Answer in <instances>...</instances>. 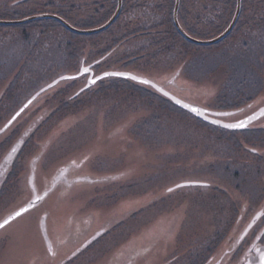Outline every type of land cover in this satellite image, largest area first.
I'll list each match as a JSON object with an SVG mask.
<instances>
[{
	"label": "rangeland",
	"instance_id": "obj_1",
	"mask_svg": "<svg viewBox=\"0 0 264 264\" xmlns=\"http://www.w3.org/2000/svg\"><path fill=\"white\" fill-rule=\"evenodd\" d=\"M112 1L0 0V20L46 12L60 14L77 28H96V19H85L98 8L111 11ZM161 1L123 0L111 30L88 35L74 34L49 18L0 24V92L14 82L0 106V126L40 86L95 60L103 63L100 70L114 68L148 77L190 103L209 109H243L223 118L226 121L264 106V0H242L238 25L229 37L212 45L190 43L174 33ZM183 3L184 29L204 40L221 32L237 7L236 0ZM118 5L119 0L113 14L104 18L110 19ZM43 24L55 28L42 34ZM112 45L107 55L105 48ZM103 83L102 89L78 98L83 83L70 84L64 98L52 102L58 106L57 113H50L49 105L43 110L52 115L41 136L51 138L38 166L41 189L49 185H43L44 178L49 180L71 159H84L83 174L110 177L107 182L76 184L74 191L68 187L71 191L65 196L52 197L45 206L50 210L48 221L60 217L57 222H63L64 231L73 216H91V231L109 220L110 225L123 222L122 229L71 264H171L164 262L173 256V263L189 264L196 255H207L215 248L217 257L224 254L230 245L227 237L238 239L264 211V116L252 123V129L260 131L225 134L170 105L151 87L153 92L130 83L110 84L109 78ZM46 164L51 166L43 178ZM186 181L207 184L167 191ZM31 196L26 173L17 189L11 183L1 193L0 220L7 204L14 208ZM67 203L76 205L68 214H59ZM41 208L0 229V264H61L80 246L78 242L59 245L55 258L45 255ZM263 223L261 216L254 230L259 231ZM152 229L145 235L144 230ZM136 251L139 255L127 263V256Z\"/></svg>",
	"mask_w": 264,
	"mask_h": 264
},
{
	"label": "flooded vegetation",
	"instance_id": "obj_2",
	"mask_svg": "<svg viewBox=\"0 0 264 264\" xmlns=\"http://www.w3.org/2000/svg\"><path fill=\"white\" fill-rule=\"evenodd\" d=\"M54 53V51H53ZM41 54H45L42 50ZM109 55V54H108ZM107 56V55H106ZM105 55L103 56V60H105ZM103 63L101 61H93L90 63L84 62L80 65V67L76 71H72L67 74H77L83 70L84 68H88L89 72L84 73L78 77V78H69L65 80H60L56 84H52L56 79L59 77L65 75V73L60 74L58 76H55L52 80L48 81L47 83L40 86L33 95H31L23 104L22 106L15 111L5 122L0 126V195L2 192L5 191V187L10 185L11 183L15 185L16 189L18 184L21 181L22 175L27 173V181L30 187V190L32 192L31 198L24 202L21 205H18L17 207L12 208L10 204H7V211L5 216L0 220L2 222L7 217H9L11 214L15 213L16 211L22 209L26 205H28L35 197V193H37V196H42L45 194L43 199L33 208L38 207L42 205V210L39 214V228L41 233V239L44 242V244L47 246L48 253L45 255L49 257H56V253L58 252L57 246L59 245H67L70 243H77L80 245L77 247L75 251H73L71 254H67L69 256H65L61 259V264H71L74 261V258L80 256L84 251V253L88 252L89 249L93 248V246H96L100 242L104 241L107 237L112 236L115 232L122 229V221L119 220L116 223H113V225H110L112 220H109V225L104 224L103 226L95 229L94 231H91L90 228L92 226V218L91 216H80L75 217L73 216L70 219V224L67 227H65L62 230V232L59 234L55 233L51 230V223L53 222L48 221L49 216V208H46L47 201L49 202L52 197H56L58 195L65 196L67 192H69L70 187L73 190L75 188V185L83 184V183H91V184H97L96 182H107L109 180V176L106 177H93L92 175H89L88 173L83 174L81 171V165L83 164L84 159L80 160H74L71 159L64 163L63 166H61L57 169L56 174H54L49 180L46 177L48 174L44 175V172H48V169L50 168L51 164H46L43 167V172L40 174L44 178V184L48 186L43 187L41 189L39 184V170L38 166L40 164V160L45 156L46 149L48 148V145L50 144V139H41V136L43 135L44 127L51 118V115L53 113H57L58 106L53 105L52 102L57 100L58 98H64V92L69 90V85L71 84L76 85L77 83H83L82 86L77 90L76 97L78 98L81 94L86 96L94 90L102 89L104 85V81L106 78H109L110 84H117V83H130L140 86H144L145 89H148L149 91H158L164 99H167L171 101L174 105L176 103L170 99L168 94H171L173 96H176L178 99L186 100L185 98H182L181 96L177 95L175 92L171 91L169 87L165 86L164 84L158 83L157 81L153 80V82L157 83V85L160 87H154L150 84H144L143 83H137L133 79L130 78H122L118 76H108L101 79H98L95 83H93L91 86H88V83L90 80H93L97 76L110 71H117L119 69H107V70H100L102 69ZM51 67V65H50ZM48 68V67H47ZM17 80V78L15 79ZM14 80V81H15ZM63 82H67V84L63 87H61V84ZM170 82L174 83V79L170 80ZM14 85L10 82L7 83V87L4 88L0 92V106L2 102L5 99L6 91L10 90V87ZM147 85L148 87H146ZM61 88H58V87ZM88 86V87H87ZM153 89H151V88ZM32 99V100H31ZM43 99V100H42ZM31 100V101H30ZM42 100V102H41ZM30 101V103L26 106V108L19 112L18 116L14 119V121L1 132V130L13 119V117L17 114V112L23 107V105L27 104V102ZM61 104L65 106L66 101L60 100ZM38 107H37V106ZM47 105L51 107V111L49 116L45 115V110ZM36 106L35 108H33ZM263 107V106H262ZM261 107V108H262ZM61 109V108H60ZM260 109V108H259ZM259 109H256L255 111L249 112L250 114H247L243 116L240 119H243L251 114L258 113ZM216 113L219 111H232V109L224 110V109H211ZM184 112H187L186 110H183ZM236 112L234 113H241L243 109H235ZM41 112V113H40ZM3 113V111L1 112ZM190 113V112H187ZM218 119L226 118L224 116H216ZM238 119V120H240ZM260 119V118H259ZM224 120V119H223ZM258 120V119H257ZM255 120L253 124L257 121ZM232 121V120H231ZM237 121V120H233ZM218 128H223L220 126L215 125ZM252 126V124H251ZM250 126V127H251ZM225 129V128H224ZM228 130V129H227ZM2 138V139H1ZM16 148V152H12V149ZM45 151V152H44ZM254 153H257L256 150H251ZM44 152L43 157H41V154ZM115 177L118 175H114ZM31 179L33 183L31 184ZM169 189H172V191H175L178 189L176 185L169 187L167 191L171 193L172 191H169ZM71 191V190H70ZM264 197V196H263ZM17 200V199H16ZM11 207V209H9ZM31 208V209H33ZM29 209V210H31ZM264 209V208H261ZM28 210V211H29ZM263 211V210H262ZM264 212V211H263ZM26 212L22 213L20 216H17L13 220H11L6 226L13 223L15 220L20 218L22 215H24ZM130 219L133 218V214L130 215ZM135 218V217H134ZM115 219V218H114ZM256 226V225H255ZM253 227L250 232L247 234V236L240 240L241 236L237 239V237H227V240H229V246L227 247L224 254H221L217 257L218 252L215 248L213 251L209 252L207 255H196L193 259H190L189 264H259V255L260 252L264 251V238H261V233H264V223L259 231L254 230L256 227ZM3 227V228H5ZM2 229V228H0ZM256 231V232H255ZM241 231H239L240 233ZM243 232V231H242ZM241 232V233H242ZM255 232V236H253V233ZM52 233V235H51ZM63 233V234H62ZM238 233V235H239ZM62 235V236H61ZM241 235V234H240ZM61 236V237H58ZM237 236V235H236ZM255 245V247H253ZM259 249V251H257ZM45 251V250H44ZM139 255L138 251L135 252V254H130L127 256V263H131V261L135 260V256ZM46 257V256H45ZM175 256L172 258H165L164 263H171V264H185L182 262L179 263H173ZM66 260V261H65ZM116 262L110 261L106 264H115Z\"/></svg>",
	"mask_w": 264,
	"mask_h": 264
},
{
	"label": "water",
	"instance_id": "obj_3",
	"mask_svg": "<svg viewBox=\"0 0 264 264\" xmlns=\"http://www.w3.org/2000/svg\"><path fill=\"white\" fill-rule=\"evenodd\" d=\"M180 4H181V0H176L175 7H174V22H175V25H176L177 29L179 30V32L188 41H190L192 43H196V44H202V45H212V44H217V43L223 41L232 32V30L236 26L237 21L239 20V17H240V14H241V10H242V0H238L237 1V7H236V11H235L234 17H233L231 23L229 24V26L221 34H219L218 36L204 40V39H199V38H196V37L192 36L181 25V23L179 21V17H178L179 16ZM122 6H123V0H119V5H118V8H117L116 12L114 13V15L105 24H103V25H101L99 27H96V28H92V29H80V28H77V27L73 26L72 24H70L63 17H61V16H59L57 14H51V13L36 14V15L28 16V17H25L23 19H18V20H0V24H21V23H26L28 21H32V20H36V19H40V18H53V19H56L59 22H61L66 28H68L69 30H71L73 32H76V33H79V34H87L88 35V34H94V33H98V32H101V31H104V30L108 29L116 21L117 17L119 16V14H120V12L122 10ZM111 73H122L123 75H110ZM82 74H83V70L79 74H77L76 76H80ZM107 76H121V77H126V78L136 77V79H134L136 81H139L140 82L141 80H148L150 82L149 84L153 85L154 87H159L157 85V83L153 82L151 79H149L147 77L138 76V75L133 74L131 72H125V71H110V72H105V73L97 76L93 80H95V82H96L98 79H101V78H104V77H107ZM62 77H60L59 79H57L56 81H54L52 84H56V83H58L62 79L71 78L73 76L72 75H64ZM93 80H90L89 81L88 86H91L93 84ZM168 96H170L175 102H177L183 108L191 111L192 114H194L195 116H197L200 119H202L204 121H207L209 123H212L211 122L212 120H219L220 123L219 124H216V125H220V126L223 127L224 124L237 123V122H239L241 120H243V121L246 122V127L245 128H242V129H233V130H244V129H247V128L250 127V125H251L252 122H254L255 120H257V119H259L261 117H263V116L260 115V111H261V109H264V106L259 109V112L258 113L251 114L250 116H248V117H246L244 119H241L239 121L228 122V121H224L222 119H218L215 115H211V112H214V111H212V110H210L208 108H205V107H203L201 105H197V104L187 103V102L181 101V100L177 99L175 96H173L171 94H168ZM30 101H28L27 104H25L17 112V114L13 117V119L11 121H9V123L1 130V132L3 130H5L14 121V119L18 116L19 112L22 111V110H24L26 108V106L30 103ZM185 105H187L188 107H185ZM192 108H198L201 111L205 112V115L208 116V119H205L204 116L197 115L195 112H193L191 110ZM219 112H227V113L236 114V113H234V112H236L235 110H232V111H219ZM249 117H252V119L250 121L248 120ZM229 129H231V128H229ZM32 183H33V181L31 179V184ZM206 184H207L206 182L186 181V182L180 183L179 185L188 186V185H206ZM44 196H45V194L42 195V196H37V193H35L34 199L28 205H26L23 208H28V209L33 208V207H30V205H35L36 206L43 199ZM37 197H40V199L38 200ZM17 212H21V209L18 210V211H16L15 213L11 214L5 220H9V222H10L13 219H9V218L10 217H15L16 218L17 217L16 216V213ZM261 212H263V211L258 212V214L254 217V219L246 227V229L244 230V232L241 235L240 240H243L244 239V237L252 229V227L255 225V223L260 219V217H261L260 216V213ZM22 213H24V212H22ZM5 220H3L2 222H0V224H2Z\"/></svg>",
	"mask_w": 264,
	"mask_h": 264
},
{
	"label": "trees",
	"instance_id": "obj_4",
	"mask_svg": "<svg viewBox=\"0 0 264 264\" xmlns=\"http://www.w3.org/2000/svg\"><path fill=\"white\" fill-rule=\"evenodd\" d=\"M117 1L118 0H113L112 1V6H111V11H109L110 13L112 12V14H113V12H114V10L116 9V7H117ZM166 1V3L165 2H163V0L161 1V5L160 6H162V7H165L166 6V12H167V16L169 17V20H167L166 21V23L169 25V27H170V25H171V27L174 29H172L173 31H174V33H176L178 36H181L182 38H184L185 40H187L180 32H179V30L177 29V27H176V25H175V22H174V7H175V3H176V0H165ZM115 3H116V5H115ZM48 4H53L52 3V1H49V3ZM167 4H168V6H167ZM236 4H237V0H236ZM183 5H184V3H183V0H181V4H180V8H179V20H180V22H181V24H182V9H183ZM75 7V5H73V7L72 8H74ZM101 9V8H100ZM99 8L95 11V13H94V15L92 16V17H89V18H86L85 20L86 21H90V20H94V19H96L95 21V23L96 24H94L93 26H99V25H103V24H105L106 22H107V20L109 19H106L107 17H106V15L107 14H109V12L106 10L105 12H104V9H103V7H102V9L100 10ZM109 9V10H110ZM73 10H75V8L73 9ZM236 10V9H235ZM103 11V12H102ZM46 13V12H45ZM42 14V13H41ZM234 14H235V11H234V13H233V17H234ZM57 15H60V14H57ZM61 16V15H60ZM104 17H106V18H104ZM233 17L230 19V22L227 24V26L226 27H224V29L221 31V32H219L217 35H215V36H213V37H216V36H218L219 34H221L228 26H229V24L231 23V21H232V19H233ZM49 19H51L52 21H54L55 23H57V24H59V25H61V26H63L64 27V25H62V23L61 22H59L58 20H56V19H53V18H49ZM101 21V22H100ZM165 23V22H164ZM114 25V24H113ZM113 25H111L108 29H106V30H104V31H110L111 30V28L113 27ZM238 24H236V26H237ZM182 26H183V24H182ZM236 26L234 27V29L236 28ZM184 27V26H183ZM39 28H41L40 30H41V33L43 34H45L46 33V31L48 30V29H53V28H55L53 25H47V24H43V25H40L39 26ZM187 30V29H186ZM189 34H191L192 36H194L192 33H190L189 31H187ZM74 33V32H73ZM74 34H78V33H74ZM142 34H144V33H142ZM78 35H82V34H78ZM84 35H87V34H84ZM133 36H135V35H133ZM195 37V36H194ZM227 37H229V35L227 36ZM226 37V38H227ZM210 38H212V37H210ZM225 38V39H226ZM224 39V40H225ZM188 41V40H187ZM188 42H190V41H188ZM190 43H192V42H190ZM110 47V46H109ZM109 47H107V48H105V50H109V52H107V55L110 53V51H112V47H113V45L109 48ZM163 98V97H162ZM170 105H174L171 101H169V100H167V99H165ZM179 108V107H178ZM182 111H183V109H181ZM184 112V111H183ZM187 113V112H186ZM185 113V114H186ZM190 114V113H189ZM202 124H207V125H210V124H208V123H206V122H204V121H202V120H200V119H198ZM212 126V125H211ZM213 128L215 127V126H212ZM218 129H220V131H222L223 133H225V134H227V133H230V134H235V133H248L249 135L252 133V132H257V131H260L261 129L260 128H255V129H252V128H250V129H246V130H242V131H232V130H227V129H223V128H218ZM230 131V132H229ZM232 131V132H231Z\"/></svg>",
	"mask_w": 264,
	"mask_h": 264
},
{
	"label": "snow or ice",
	"instance_id": "obj_5",
	"mask_svg": "<svg viewBox=\"0 0 264 264\" xmlns=\"http://www.w3.org/2000/svg\"><path fill=\"white\" fill-rule=\"evenodd\" d=\"M84 73L89 72L88 68H84L83 69ZM110 75H123L122 73H111ZM63 78V77H62ZM131 79H136V77H131ZM143 84H149L150 82L148 80H141L140 81ZM93 83H95V80H93ZM185 107H188L187 105H185ZM193 112H195L197 115H201L204 116L205 119H208V116L205 115V112L201 111L198 108H192L191 109ZM211 115H215V116H224V117H228V116H233L235 114L233 113H227V112H217V113H211ZM260 115L264 116V109H261L260 111ZM252 119V117H249L248 120L250 121ZM214 124H219L220 121L219 120H212L211 121ZM223 127L225 128H231V129H242L246 127V122L241 120L237 123H228V124H224ZM17 149L13 148L12 152H16ZM182 187V185L177 184V188ZM169 191H172V189H169ZM37 199L39 200L40 197H37ZM35 205H30V207H34ZM29 209L28 208H23L21 209V212H17L16 216H20L22 212H27ZM260 216L264 217V212L260 213ZM15 217H10L9 219H14ZM9 223V220H5L2 224H0V228L5 227V225H7ZM251 227V226H250ZM253 236H255V232L253 233ZM261 238H264V233H261ZM253 247H255V245H253ZM257 251H259V249H257ZM259 264H264V252H260L259 255Z\"/></svg>",
	"mask_w": 264,
	"mask_h": 264
},
{
	"label": "bare ground",
	"instance_id": "obj_6",
	"mask_svg": "<svg viewBox=\"0 0 264 264\" xmlns=\"http://www.w3.org/2000/svg\"><path fill=\"white\" fill-rule=\"evenodd\" d=\"M75 205L76 204H71V203H67L63 208H61V210H59V214H68L74 207H75ZM59 218L60 217H58V218H56L54 221V223L52 222L51 223V230L53 231V232H55V233H58L59 234V232L61 233L62 232V230H63V222L61 223V222H57V220H59ZM145 231V235H147V233L149 234V232L150 231H153V229L152 230H144ZM148 236V235H147ZM146 237V236H145ZM44 253L46 254V252L44 251ZM98 264V263H97Z\"/></svg>",
	"mask_w": 264,
	"mask_h": 264
}]
</instances>
